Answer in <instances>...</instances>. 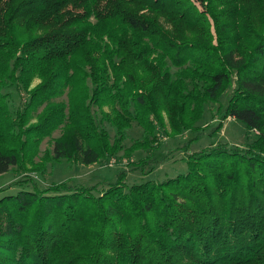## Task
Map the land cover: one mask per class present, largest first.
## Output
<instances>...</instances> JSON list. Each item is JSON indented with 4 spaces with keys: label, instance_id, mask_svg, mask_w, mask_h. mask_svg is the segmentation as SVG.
<instances>
[{
    "label": "trees",
    "instance_id": "obj_1",
    "mask_svg": "<svg viewBox=\"0 0 264 264\" xmlns=\"http://www.w3.org/2000/svg\"><path fill=\"white\" fill-rule=\"evenodd\" d=\"M208 107L246 126L244 147L191 154L164 182L120 171L7 195L0 264H264V0H0V175L27 158L43 175L46 139L49 161L84 166L142 149L147 175L164 121L170 138L196 133Z\"/></svg>",
    "mask_w": 264,
    "mask_h": 264
},
{
    "label": "rangeland",
    "instance_id": "obj_2",
    "mask_svg": "<svg viewBox=\"0 0 264 264\" xmlns=\"http://www.w3.org/2000/svg\"><path fill=\"white\" fill-rule=\"evenodd\" d=\"M172 28V26H168ZM41 80L37 79L32 87L28 90V96L26 92H16V90L11 89V94L9 97L8 108L12 111H18L22 102L29 99V92L39 85ZM4 93H9L4 90ZM228 97L225 98L227 103ZM62 97L57 98V101L62 100ZM227 99V100H226ZM7 100V103H8ZM65 100V99H64ZM43 108H39L34 113H31L29 118H31L32 123L36 124L38 122V116L42 113ZM23 110V109H22ZM19 110V115L23 112ZM91 113L96 121L99 123L101 119V113L99 108L93 107ZM14 115V114H13ZM32 115V116H31ZM205 124L201 125L199 131L186 132L185 134L178 137H171L169 133L171 132L170 124L167 119L164 121V127L160 140L162 147L156 155H151L153 162H160L156 165L152 172L147 175H143L150 170L151 165H145L148 156L146 157V151L139 149L133 153L132 158L122 156H112L106 160V163H101L94 166H84L81 163H74L71 161H49L51 158V152L53 150V143L49 139H46L41 147L40 151L35 156V162H44L46 164L40 165V169L44 171L41 173L35 172L31 162H28V158L25 161V167L14 168L10 172L0 175V199L7 195H16L20 191L32 190L35 185L41 190L51 187L54 184L58 185L64 183L67 187L76 188L79 187H94L99 186L104 188L110 184H115L118 180V174L120 171H125L127 177L125 178V183L128 186L142 184L148 181L164 182L171 178H176L179 175H184L189 172V167L186 159L189 155L196 152H200L206 149H212L221 145H229L230 147H244L247 143L246 126L232 118H221L217 112L208 107L204 115ZM28 117L24 119L22 125L27 126ZM104 128L111 133L112 138L115 135L114 129L108 124L102 123ZM29 125V124H28ZM25 129V127H24ZM21 131L16 128L15 131ZM62 131L58 129L53 135V139L60 137ZM134 138H138L142 135V131L135 130L133 132ZM21 135V133H20ZM21 140L26 139L23 137ZM130 144L129 142H126ZM28 150V146L25 147ZM49 151L48 155H45L46 151ZM28 156V153H24ZM143 172V173H142ZM99 188V189H100ZM106 189V188H105Z\"/></svg>",
    "mask_w": 264,
    "mask_h": 264
}]
</instances>
